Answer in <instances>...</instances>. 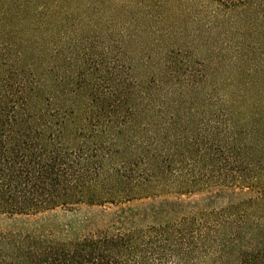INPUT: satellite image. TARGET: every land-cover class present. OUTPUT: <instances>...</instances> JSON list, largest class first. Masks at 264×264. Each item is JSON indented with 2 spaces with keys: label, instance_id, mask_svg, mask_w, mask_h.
Returning <instances> with one entry per match:
<instances>
[{
  "label": "trees",
  "instance_id": "trees-1",
  "mask_svg": "<svg viewBox=\"0 0 264 264\" xmlns=\"http://www.w3.org/2000/svg\"><path fill=\"white\" fill-rule=\"evenodd\" d=\"M0 264H264V0H0Z\"/></svg>",
  "mask_w": 264,
  "mask_h": 264
}]
</instances>
